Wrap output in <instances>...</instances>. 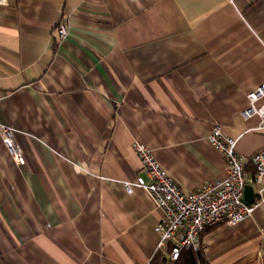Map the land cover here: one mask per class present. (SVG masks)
I'll list each match as a JSON object with an SVG mask.
<instances>
[{
	"label": "crops",
	"instance_id": "1",
	"mask_svg": "<svg viewBox=\"0 0 264 264\" xmlns=\"http://www.w3.org/2000/svg\"><path fill=\"white\" fill-rule=\"evenodd\" d=\"M262 82L264 0H0V127L24 153L0 128V264H169L161 211L124 186L149 179L132 142L182 190L220 178L213 124L264 149L243 115ZM200 244L209 264H264V200Z\"/></svg>",
	"mask_w": 264,
	"mask_h": 264
},
{
	"label": "built area",
	"instance_id": "2",
	"mask_svg": "<svg viewBox=\"0 0 264 264\" xmlns=\"http://www.w3.org/2000/svg\"><path fill=\"white\" fill-rule=\"evenodd\" d=\"M57 32L63 38L67 33L65 25L58 24ZM247 98L249 105L243 115L256 114L258 126L264 131V82L249 91ZM0 128L1 140L13 161L24 163V153L13 128L7 125ZM208 140L225 158V175L188 191L182 190L167 174L145 143L132 142L149 179L139 175L134 183L125 182L124 186L128 193L134 186L142 188L161 211L154 229L159 236L158 247H168L169 260L176 259L184 247L199 245L202 233L216 223L232 226L247 219L264 200V149L247 158L237 150L235 137L225 134L218 124H213ZM247 161L253 165L252 173L246 170ZM246 184L252 185L254 192L250 203L243 200Z\"/></svg>",
	"mask_w": 264,
	"mask_h": 264
},
{
	"label": "trees",
	"instance_id": "3",
	"mask_svg": "<svg viewBox=\"0 0 264 264\" xmlns=\"http://www.w3.org/2000/svg\"><path fill=\"white\" fill-rule=\"evenodd\" d=\"M250 165L252 168L249 170L246 164V170L252 173L254 168L251 163ZM169 264H209V261L205 255L203 247L199 244L197 246L184 247L176 259L169 260Z\"/></svg>",
	"mask_w": 264,
	"mask_h": 264
},
{
	"label": "water",
	"instance_id": "4",
	"mask_svg": "<svg viewBox=\"0 0 264 264\" xmlns=\"http://www.w3.org/2000/svg\"><path fill=\"white\" fill-rule=\"evenodd\" d=\"M253 197H254V192H253L252 185L246 184L244 188V195H243L244 202L250 203L253 200ZM163 260L165 261L166 258H163Z\"/></svg>",
	"mask_w": 264,
	"mask_h": 264
}]
</instances>
